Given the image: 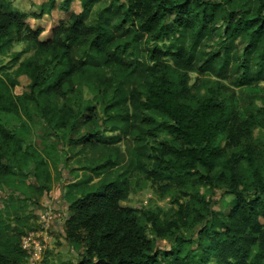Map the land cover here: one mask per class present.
<instances>
[{
	"label": "trees",
	"instance_id": "16d2710c",
	"mask_svg": "<svg viewBox=\"0 0 264 264\" xmlns=\"http://www.w3.org/2000/svg\"><path fill=\"white\" fill-rule=\"evenodd\" d=\"M97 1L25 16L0 0V55L15 37L34 50L12 74L0 65V264L26 263L28 209L79 143L101 160L63 187L76 264H264V0H110L85 23ZM54 10L42 41L26 22ZM137 175L178 192L163 219L122 206Z\"/></svg>",
	"mask_w": 264,
	"mask_h": 264
},
{
	"label": "rangeland",
	"instance_id": "374dc122",
	"mask_svg": "<svg viewBox=\"0 0 264 264\" xmlns=\"http://www.w3.org/2000/svg\"><path fill=\"white\" fill-rule=\"evenodd\" d=\"M47 0H7V3L10 5L11 9L19 14L25 16H32L33 14H38L39 6L45 3ZM62 0H56L60 2ZM110 0H98L88 11L87 15L83 17L85 23H92L94 20V14L98 8L104 6ZM71 12L79 13L80 7L77 2L71 5ZM65 15L59 11H53L50 16H45L37 20H28L26 23L32 27H40L43 29L40 40L45 41L49 36V32L52 27L57 24V21L64 18ZM223 33V30L221 29ZM222 34H219L215 41L210 46H216V44L222 40ZM33 48L27 42L19 40L17 41L16 37L12 40L11 44L4 50V54L0 55V65L7 68V70L12 74L19 66L20 63L28 60L33 56ZM20 55L19 59L14 61L13 57ZM13 61L15 63H13ZM9 67V68H8ZM194 75H191V79H194ZM18 85L15 87L14 93L19 95L22 92L27 90L29 80L26 77H20L17 79ZM214 80V79H212ZM224 84H226L224 82ZM32 122L30 123L31 128L41 129L42 124L37 119L36 116L32 115ZM13 123V122H12ZM32 130V131H33ZM37 130L34 135H31L32 138H39L40 131ZM253 140L260 141L264 143V130L256 129L253 132ZM54 141V138L52 139ZM81 143L76 145L65 146L64 150L61 152L62 164L64 160H67V163L60 165V175L59 173H53L52 187L48 195L39 199V202L31 205L28 209L30 213V223L33 224V227L40 225L39 219L40 216L45 212L47 214V220L51 222L49 225H44L46 231L44 234L39 235V239L36 242L39 244V260L35 264H40L46 258V261L49 264H66L73 263L76 264L79 261V254L75 251L64 239L63 233L61 232L63 224H60V227H57V222H61L64 214L67 212V204L63 199V187L69 183V179L74 175H84L90 174L87 171H84L81 167L87 164V160H101L100 156L92 155L88 153L82 154L81 152ZM130 143H125L124 140L119 144L121 151V161L124 165L129 155L127 150L131 148ZM79 162V164H78ZM81 168V169H80ZM96 181V179H95ZM161 183L160 185H162ZM202 193V190H200ZM178 195L176 189L172 186L171 189L165 193L160 190L159 186L152 185L148 180H144L142 176H135L131 180L130 193L127 198V201L122 203V206L130 207L142 212H151L153 214L159 215L162 219L164 215L168 212L170 208H176V205H173L172 202L174 198ZM215 199V197L213 198ZM187 199H182L180 202H185ZM44 213V214H45ZM157 246L168 249L169 245L164 242H158ZM196 248V245H194ZM32 257L28 256L25 264H31L30 261ZM214 264V261H212Z\"/></svg>",
	"mask_w": 264,
	"mask_h": 264
},
{
	"label": "built area",
	"instance_id": "2783aa9c",
	"mask_svg": "<svg viewBox=\"0 0 264 264\" xmlns=\"http://www.w3.org/2000/svg\"><path fill=\"white\" fill-rule=\"evenodd\" d=\"M44 213L40 216V219H39L40 225H38L37 230H35L34 232L27 233L25 236L21 238V241H20V247L22 251L25 252L26 259L28 256L32 257L30 259V261L32 262L31 264H35L39 260L38 254L40 250H39V244H37L36 242L39 239V235L44 234L45 231L47 230L44 225H49V223L52 220V217H51L50 221H48L47 220L48 213H45V214Z\"/></svg>",
	"mask_w": 264,
	"mask_h": 264
},
{
	"label": "crops",
	"instance_id": "0c3cea01",
	"mask_svg": "<svg viewBox=\"0 0 264 264\" xmlns=\"http://www.w3.org/2000/svg\"><path fill=\"white\" fill-rule=\"evenodd\" d=\"M60 223H61V222H57V223H56V224H57V227H59V226H60Z\"/></svg>",
	"mask_w": 264,
	"mask_h": 264
}]
</instances>
